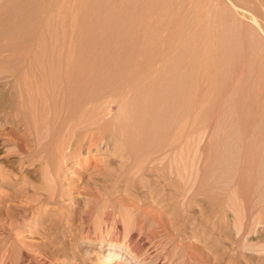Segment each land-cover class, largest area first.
<instances>
[{
	"label": "rangeland",
	"instance_id": "rangeland-1",
	"mask_svg": "<svg viewBox=\"0 0 264 264\" xmlns=\"http://www.w3.org/2000/svg\"><path fill=\"white\" fill-rule=\"evenodd\" d=\"M15 1L6 0L7 14L26 13L21 2L33 5ZM146 1L165 0H99L95 15L105 19L101 11L111 6L127 15L148 10V17L132 21L144 27L163 11ZM80 2L60 0L38 22L61 29ZM171 2L166 12L182 25L175 47L188 39L189 62L164 55L146 64L145 46L122 44L121 50L114 37L86 50L85 77H161L158 70L166 65L193 77L185 91L190 101L176 105L185 119L179 142L153 169L130 167L123 138L132 128L130 117L140 111L130 107L135 88L108 91L109 113L100 125L84 135L75 129L63 143L36 134L42 111L24 120L10 117L0 103V264H126L128 249L144 264H264V173L251 169L264 158L254 155L250 143L264 135L252 122L264 109V0H243V6L236 0ZM210 4H226L236 15ZM96 33L109 34L104 28ZM144 37L142 30L132 35ZM4 71L0 77H12ZM24 72L37 76L29 68ZM189 188L194 196L176 193ZM210 192L218 197L209 198ZM117 255L116 262L106 260Z\"/></svg>",
	"mask_w": 264,
	"mask_h": 264
},
{
	"label": "bare ground",
	"instance_id": "bare-ground-1",
	"mask_svg": "<svg viewBox=\"0 0 264 264\" xmlns=\"http://www.w3.org/2000/svg\"><path fill=\"white\" fill-rule=\"evenodd\" d=\"M59 1L33 0L31 8L27 2H21L27 10L26 13L7 14L8 5L11 3L0 0V71L6 70L4 72L12 76L0 77L1 107L9 109L10 117L24 120L29 113L42 111L41 120L44 124L40 131L35 128L36 134L39 132V136L49 135L52 139H57L58 143L59 141L63 143V140L75 129H83L84 135L90 131L89 127L100 125V121L109 113V106L104 98L108 91L116 92L118 85L135 88L136 92L130 97V107L135 105V109L140 108V111L130 117L132 128L123 132V138L129 149L128 157L132 161L130 167L136 171L151 170V166L153 169L154 163L165 159L168 151L173 150L176 142H179L178 129L183 132L185 119L181 118L176 105L182 106L190 101L189 94L185 91L193 86V77H188L187 70L175 71L171 65L158 70L157 75L161 77H85L86 50L95 43H105L114 37L121 50L122 44L139 43L145 46L143 59L147 60L146 64L153 63L164 55H168L171 60L189 62L190 57L185 48L188 39L185 38L180 46L175 47L182 25L174 18V14L166 12L173 7V3L171 0L159 4L146 1L145 6L147 5L148 8H158L163 11L157 12L152 23L148 22L144 27L135 26L132 21L140 17H148V10L127 15L120 12L122 7L111 6L108 7V12L101 11L105 19L100 20L98 17L97 20L95 12L100 14V10L97 11L99 0H81L76 13H67L63 20L68 25H64L61 29L54 28L50 23H39V20L46 19V14H49V17L54 12ZM236 1L243 6V0ZM11 2L16 1L11 0ZM210 6L229 15L234 10L226 4L217 8L213 4ZM124 8L130 10L129 6ZM131 8L134 10V7ZM159 27L162 31L157 39L153 36V30ZM100 28L108 30L109 34L96 33ZM90 29L94 30L89 31ZM141 30L145 37L142 40L133 39L132 35ZM157 45L161 46L157 52H149L150 47ZM55 67H58V72ZM26 68L36 72L37 76L26 77L24 72ZM228 111L229 108L224 112ZM137 121L140 128L136 127ZM252 122L253 127L259 124L258 130L264 128V109L259 110V114ZM172 130L177 131L168 135ZM116 135L112 134L111 137L115 139ZM214 135L213 133L212 136ZM261 136L257 143L256 141L250 143L256 146L253 149L254 155L264 158V135ZM251 169L262 174L264 164L255 162ZM176 193L180 196H184L185 193L194 196L192 188L185 192L183 189H178ZM207 196L213 199L217 198L218 194L210 192ZM160 227L162 231L165 229L163 224H160ZM124 254L127 256L124 258L126 264H144L136 252L130 249ZM117 257L119 258L118 255L106 257V260L116 262ZM2 264H5L4 261Z\"/></svg>",
	"mask_w": 264,
	"mask_h": 264
}]
</instances>
